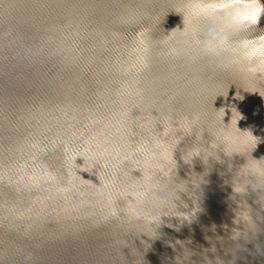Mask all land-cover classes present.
I'll list each match as a JSON object with an SVG mask.
<instances>
[{"label":"water","instance_id":"1","mask_svg":"<svg viewBox=\"0 0 264 264\" xmlns=\"http://www.w3.org/2000/svg\"><path fill=\"white\" fill-rule=\"evenodd\" d=\"M183 3L0 0V264H264L259 194L234 191L247 157L177 130L223 117L264 159V78L202 54L208 22L181 31ZM201 144L215 154L190 157ZM148 173L178 192L160 224L128 216Z\"/></svg>","mask_w":264,"mask_h":264},{"label":"clouds","instance_id":"2","mask_svg":"<svg viewBox=\"0 0 264 264\" xmlns=\"http://www.w3.org/2000/svg\"><path fill=\"white\" fill-rule=\"evenodd\" d=\"M182 16L185 28L193 31L201 30V22L207 21L208 37L204 41H196L200 45L199 51L209 57L215 58L220 67L235 72L242 79L248 76L264 78V29L259 35L245 36L244 38L230 42V37L250 29L260 28V21L264 18V0H184L182 8L175 10ZM141 39L143 33L140 34ZM165 35L162 40H168ZM169 54H176L175 49H169ZM247 91V89H245ZM260 93V90L257 89ZM200 114H194L191 118H184L177 125V130L184 135L196 132L201 136L207 127L215 137L210 148L220 146L226 155L240 154L247 157L246 163L236 172L234 178V191L241 196L249 191L259 194V203L264 207V159H253L251 152L257 146L258 140L251 131H241L238 127L233 129L231 125L221 123L201 124ZM204 152L206 156L214 155L213 151L205 148L202 144L193 148L189 156H197ZM146 187L130 193L132 201L129 202L128 216L131 220L145 219L151 224H160L162 216L166 215L170 205H176L178 192L171 189V180L168 176H157L154 173L145 175ZM151 194L154 205L151 210H146L141 205ZM178 211V210H177ZM248 219L244 221L246 230L255 231L249 210L246 208ZM238 233L236 236H240ZM235 238V237H234ZM258 251H261L258 246ZM190 256L184 253L183 259L177 257V264H183ZM206 264H212L207 261Z\"/></svg>","mask_w":264,"mask_h":264}]
</instances>
